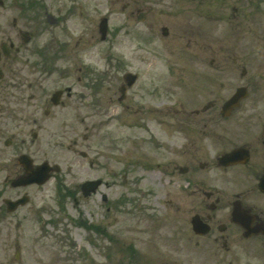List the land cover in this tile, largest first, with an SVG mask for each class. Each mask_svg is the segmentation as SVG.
I'll return each mask as SVG.
<instances>
[{"label": "flooded vegetation", "instance_id": "obj_1", "mask_svg": "<svg viewBox=\"0 0 264 264\" xmlns=\"http://www.w3.org/2000/svg\"><path fill=\"white\" fill-rule=\"evenodd\" d=\"M60 1L61 8L53 0H48V6L38 2L45 8L38 16L45 18L47 33L12 31L16 20L9 29L0 25V264H23L45 246L41 238L48 235L51 217L48 223L40 217L50 215V193L44 190L51 183L55 189L63 188L61 212L64 203L72 202L77 211L103 186H112L99 176V153L94 145L101 114L109 117L108 122L117 108L123 116L141 114L145 109L159 119L164 115L159 102L149 107L154 102L144 97L132 101L134 92L141 94L136 88L138 74L134 86L126 89L125 100L120 101L117 77L109 70L100 73L87 64L68 69L67 45L52 32L58 22L81 20L89 25L86 33L95 38L98 29L91 26L108 14L109 34L131 36L125 26L124 31L112 28L116 0ZM124 1L122 12L130 22L146 13L145 22L133 24L136 30L154 35L159 25V37L187 39L183 59L189 68L206 71L207 76L196 72L209 85L203 92L211 100L207 106L206 99L192 101L188 111L181 113L186 123L174 129L180 137L173 155L175 174L185 185L175 192L173 206L160 215L156 239L141 249L130 246L129 254L134 253V259L144 264H264V111H251L250 98L229 113L216 110L231 88L246 82L244 86L252 91L264 82V30L259 34L257 1L159 0V21L150 17L155 13L154 0ZM33 4L37 7L36 1ZM0 6L5 2L0 1ZM74 75L75 80L67 84ZM157 93L159 83L150 97L158 98ZM102 95L107 104L104 112ZM72 115L77 120L76 136L66 148L77 156L76 161H67L62 140L71 129L68 120ZM174 116L177 122L181 119ZM160 127L163 130L161 122ZM54 136L59 140L52 143ZM233 152L241 153L240 161L225 164L223 158ZM46 164L51 166V178L38 184L36 170ZM107 171L112 179L117 176ZM73 176L78 181L69 189L67 178ZM96 180H102L97 190L84 188L85 183ZM102 202H109L106 194ZM37 222L43 236L33 233ZM107 238L113 240L114 236L108 233Z\"/></svg>", "mask_w": 264, "mask_h": 264}, {"label": "rangeland", "instance_id": "obj_2", "mask_svg": "<svg viewBox=\"0 0 264 264\" xmlns=\"http://www.w3.org/2000/svg\"><path fill=\"white\" fill-rule=\"evenodd\" d=\"M0 1L5 2L4 7L0 6V25L4 27L7 25L9 29L16 20V28L11 26L12 31L25 30L34 33L38 29L41 32H48L46 30L49 29L48 25L43 27L45 18L35 15L33 1L37 3L38 0ZM256 1L254 5H258L259 18L263 19L264 0ZM44 2L48 4V0ZM121 2L124 0H116L115 4V9L119 13ZM158 2L159 0H154L152 9L155 13L150 15L151 18L158 19L157 21ZM61 4L60 0H53L55 7L60 8ZM92 14L94 16V13ZM126 20L125 16L115 14L112 28L118 31L125 26L129 28L127 31L131 36L113 33L105 42L100 41V36L94 38L85 33L89 25L81 20L80 23L63 22L64 25L58 22L59 27L52 29V32L67 43L69 49L67 65L91 63L100 69V73L105 69L109 70V74L117 77L118 82L124 71L139 73L140 80L136 88L141 90V94L134 92L136 98L133 97L132 101L144 97L147 101L154 102L149 107H155L159 102L164 115H161L160 119L159 115H151L140 102L138 103L145 109L141 114L123 116L121 110L117 108L110 122L109 117L100 115L99 136L94 139L95 151L99 153V176L110 181L112 186H103L94 198L81 203L77 211L73 209L72 202L68 201L64 203L65 211L59 212L58 199L55 203L50 201L47 211L50 215L40 217V221L45 220L47 223L50 217L52 220L46 226L48 235L41 238L45 246L37 248L34 258H27L23 264H144L129 254V248L133 246L134 250L141 249L145 246L144 243L156 239L161 227L160 215L166 208L173 206V196L184 184L181 179H177L175 172H172L176 169L173 150L180 137L174 129H179L184 122L186 123L185 119H182L181 113L185 112L182 108L184 110L188 108L192 101L204 102L206 94L203 89H208L209 85L203 83L198 74L206 75V71L187 68L180 64L176 39H170L169 43L163 45L159 40L158 31L156 35L151 38L147 36L148 39L143 40L138 36L140 29L136 30L132 21ZM95 24L91 27L93 28ZM67 29L73 31L72 36H68ZM261 32L260 29L259 34ZM179 40L180 50L186 49L187 40ZM159 46H162L164 53L162 59L159 57ZM169 54L172 55L171 58ZM73 80L69 78L68 83ZM157 83L158 98H151L150 93ZM255 87L247 103L250 104L251 111H264V82L257 83ZM105 99L103 95L100 97L102 112L107 108ZM174 114L181 118L178 122L174 119ZM159 122L166 123L164 130L161 127L159 130ZM55 140L59 138L54 136L52 143ZM63 155L67 156V161L76 158L75 154L66 150ZM107 170L114 171L117 176L112 179ZM74 176L67 178L69 183H77L78 180ZM154 176L157 178L154 179ZM53 188L54 184L51 183L44 191L52 193ZM104 194L108 196L109 204L102 202ZM110 205L111 209L108 210L107 207ZM79 216L92 223V227L84 226L87 229L80 227L77 222ZM53 220H56L57 224L53 223ZM96 224H99L102 230L106 228V232L115 237L114 244L108 238H101L95 231H91ZM39 227L40 223L37 222L36 226L32 227L35 230L33 233L43 236ZM156 245L159 246V241ZM129 255L132 257H128Z\"/></svg>", "mask_w": 264, "mask_h": 264}, {"label": "water", "instance_id": "obj_3", "mask_svg": "<svg viewBox=\"0 0 264 264\" xmlns=\"http://www.w3.org/2000/svg\"><path fill=\"white\" fill-rule=\"evenodd\" d=\"M102 26L104 27V23L102 24ZM45 178L44 179H42L41 181H39L40 183H43V182H45ZM99 183H97L95 186H97Z\"/></svg>", "mask_w": 264, "mask_h": 264}, {"label": "bare ground", "instance_id": "obj_4", "mask_svg": "<svg viewBox=\"0 0 264 264\" xmlns=\"http://www.w3.org/2000/svg\"><path fill=\"white\" fill-rule=\"evenodd\" d=\"M154 179L157 178L156 176L153 177Z\"/></svg>", "mask_w": 264, "mask_h": 264}]
</instances>
